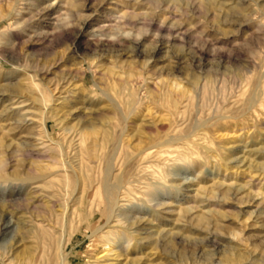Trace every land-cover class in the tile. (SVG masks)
I'll list each match as a JSON object with an SVG mask.
<instances>
[{
	"label": "rangeland",
	"instance_id": "1",
	"mask_svg": "<svg viewBox=\"0 0 264 264\" xmlns=\"http://www.w3.org/2000/svg\"><path fill=\"white\" fill-rule=\"evenodd\" d=\"M1 160L0 264H264V0H0Z\"/></svg>",
	"mask_w": 264,
	"mask_h": 264
},
{
	"label": "bare ground",
	"instance_id": "2",
	"mask_svg": "<svg viewBox=\"0 0 264 264\" xmlns=\"http://www.w3.org/2000/svg\"><path fill=\"white\" fill-rule=\"evenodd\" d=\"M34 85H35V84H34ZM22 102H24V101H22ZM38 105H40L41 107L45 108L47 104H46L45 106H44L43 104H38ZM42 113H44V112H42ZM40 115H41V114H40ZM152 148H153V147H152ZM148 149H149V148H148ZM150 149H151V148H150ZM146 150H147V149H146ZM151 150H152V149H151ZM161 153H162V154H164V153H168V154H169V153H170V150H168V149H167V150H161ZM171 153H172V151H171ZM173 153H174V152H173ZM162 154H161V155H162ZM170 155H171V154H170ZM164 156H165V155H164ZM0 163H1V166H2V165L4 164V161L1 160ZM2 167H3V166H2ZM18 175H19V174L15 173V176H18ZM16 180H17V179H16ZM28 180L31 181V180H34V178H29ZM31 182H32V183H35V182H33V181H31ZM53 215H54V214H53ZM53 215H52V216H53ZM54 216H55V215H54ZM49 219H51V218H49ZM56 219H57V218H56ZM56 219H53V220L55 221ZM51 221H52V219H51ZM201 221L203 222V219H202ZM42 222H43V221H42ZM56 222H59L58 219H57ZM55 224H56V223H52V222H48V224H43V223H42V224H41V230H43V231H44V230H45V231L48 230L50 233H52L51 231L54 230L53 232H55V229H56V228H55V227H56ZM37 227H38V226H37ZM39 227H40V226H39ZM50 233H47V234H50ZM59 245H60V244H59ZM59 247H60V246H59ZM59 257H60V263H61V264H64V256L62 257V256L60 255Z\"/></svg>",
	"mask_w": 264,
	"mask_h": 264
}]
</instances>
